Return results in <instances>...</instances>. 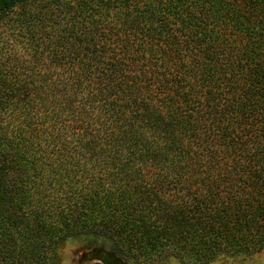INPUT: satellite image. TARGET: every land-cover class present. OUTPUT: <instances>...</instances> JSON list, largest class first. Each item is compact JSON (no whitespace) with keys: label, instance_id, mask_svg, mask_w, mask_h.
Returning <instances> with one entry per match:
<instances>
[{"label":"trees","instance_id":"1","mask_svg":"<svg viewBox=\"0 0 264 264\" xmlns=\"http://www.w3.org/2000/svg\"><path fill=\"white\" fill-rule=\"evenodd\" d=\"M35 2L31 59L0 69V264L78 238L148 264L263 250L264 0H0V20Z\"/></svg>","mask_w":264,"mask_h":264},{"label":"rangeland","instance_id":"2","mask_svg":"<svg viewBox=\"0 0 264 264\" xmlns=\"http://www.w3.org/2000/svg\"><path fill=\"white\" fill-rule=\"evenodd\" d=\"M73 2L75 0H66ZM37 2L25 6H17L8 13V16L0 20V69L5 70V58L8 56H20L31 59V53L27 50L31 46L32 39L41 37L40 19L43 12ZM20 13V15H19ZM32 30H27L24 15ZM42 14V15H41ZM19 15V17H17ZM11 17V18H10ZM30 31H33L31 33ZM29 34H33L29 36ZM33 51V50H32ZM31 51V52H32ZM22 58V59H23ZM7 59V58H6ZM35 60V58L33 57ZM31 60L34 62V60ZM32 62V63H33ZM94 245L89 240L78 238L68 239L57 248V264H95L96 260H86L82 256ZM124 259V258H123ZM128 264H148L142 256L133 254L130 259H124ZM152 264H184L175 257H166L163 260L152 261ZM209 264H264V249L248 257L218 258Z\"/></svg>","mask_w":264,"mask_h":264},{"label":"water","instance_id":"3","mask_svg":"<svg viewBox=\"0 0 264 264\" xmlns=\"http://www.w3.org/2000/svg\"><path fill=\"white\" fill-rule=\"evenodd\" d=\"M83 259L96 260L95 264H128L112 250L102 246H94L83 254Z\"/></svg>","mask_w":264,"mask_h":264}]
</instances>
